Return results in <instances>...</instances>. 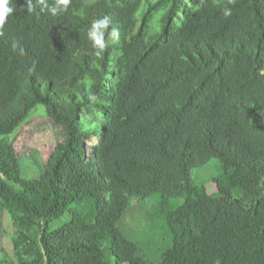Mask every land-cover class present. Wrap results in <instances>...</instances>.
<instances>
[{
	"label": "trees",
	"instance_id": "trees-1",
	"mask_svg": "<svg viewBox=\"0 0 264 264\" xmlns=\"http://www.w3.org/2000/svg\"><path fill=\"white\" fill-rule=\"evenodd\" d=\"M14 4L0 35V264H264V0H72L55 17ZM105 15L121 39L96 57L86 33ZM39 106L55 142L24 179L13 139ZM212 159L219 177L196 184ZM154 195L129 238L120 223Z\"/></svg>",
	"mask_w": 264,
	"mask_h": 264
},
{
	"label": "rangeland",
	"instance_id": "rangeland-1",
	"mask_svg": "<svg viewBox=\"0 0 264 264\" xmlns=\"http://www.w3.org/2000/svg\"><path fill=\"white\" fill-rule=\"evenodd\" d=\"M45 117V110L43 106H39L35 109L31 115L29 122L23 125L20 130L14 135V143L19 149L20 157V171L24 179H34L40 174L43 168V161L45 156L51 151L53 141L55 142L54 127L47 123ZM97 116V114H96ZM97 139L91 137L85 140V145L92 146ZM220 165L217 160L212 159L208 164L201 168H195L192 170V179L196 184H204L209 187L213 179H217L220 175ZM234 196L238 197L237 194ZM156 201L158 196L154 195L147 198L144 201H140L139 204H134V208H131L126 216V220L121 222L119 228L128 234H136L143 227L144 219L146 218L144 213L148 210V213L152 214L156 210ZM175 204V202H174ZM0 226H2L6 232L11 231V224L4 213L0 216ZM135 236V235H134ZM0 247H3L7 254L12 256V248L10 242L6 236L0 234ZM5 264V263H1ZM114 264L113 258L111 263Z\"/></svg>",
	"mask_w": 264,
	"mask_h": 264
},
{
	"label": "clouds",
	"instance_id": "clouds-1",
	"mask_svg": "<svg viewBox=\"0 0 264 264\" xmlns=\"http://www.w3.org/2000/svg\"><path fill=\"white\" fill-rule=\"evenodd\" d=\"M71 3L72 0H53L52 4H49L48 0H25L26 7L24 10L29 14H34L39 9V12L47 11L51 16L55 17L66 13ZM14 5V0H0V35H3V29L8 22V18L16 11ZM222 14L225 18L230 17L232 9L226 7L223 9ZM86 37L90 42L94 55L102 57L108 48V41L119 42L121 33L118 27L113 26L112 19L105 15L91 21ZM12 48L14 51H18L19 54H24V47L19 40L12 41ZM87 99L90 102H95L97 97L93 94L89 95ZM97 118L102 119V116L98 113Z\"/></svg>",
	"mask_w": 264,
	"mask_h": 264
}]
</instances>
